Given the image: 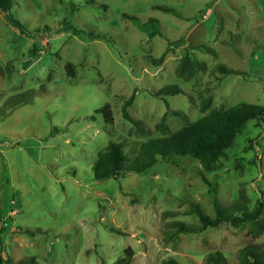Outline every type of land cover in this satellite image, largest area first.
<instances>
[{
	"label": "rangeland",
	"instance_id": "rangeland-1",
	"mask_svg": "<svg viewBox=\"0 0 264 264\" xmlns=\"http://www.w3.org/2000/svg\"><path fill=\"white\" fill-rule=\"evenodd\" d=\"M166 7L175 13L157 8ZM21 35L0 13V219L7 226L3 259L37 264H114L132 248L131 264H206L222 252L238 264L246 245L264 242L224 224L163 241L165 223L198 224L187 215L196 202L214 216L210 187L198 161L178 167L160 161L144 174L92 181L97 154L120 142L133 161L143 143L171 133L185 120L239 103L264 105V0H15ZM158 21L163 37H151ZM184 38V45H168ZM202 46L206 50L193 49ZM190 51L205 64L192 79L176 69ZM166 54L162 63L159 58ZM74 66L68 79L65 67ZM239 74L224 75L218 66ZM177 85L183 94L155 93ZM134 125L125 120L124 103ZM110 106L112 122L96 111ZM218 199L253 208L264 198V122L250 121L216 169L204 173ZM4 229V231H2ZM27 229L38 233L31 237ZM121 232V234L119 233Z\"/></svg>",
	"mask_w": 264,
	"mask_h": 264
},
{
	"label": "trees",
	"instance_id": "trees-1",
	"mask_svg": "<svg viewBox=\"0 0 264 264\" xmlns=\"http://www.w3.org/2000/svg\"><path fill=\"white\" fill-rule=\"evenodd\" d=\"M15 0H0V13L6 17L10 24L23 36L30 37L31 31L27 26L13 16ZM166 13H175L170 8H157ZM155 25L151 37L163 35L159 32L158 21L150 20ZM168 45L179 48L184 45V38L176 42H169ZM193 49L206 50L202 46ZM166 57L163 54L158 63H162ZM205 64L191 56L190 51H186L181 59L176 73L180 78L187 80L192 79L196 74L205 70ZM218 71L224 75L239 74L238 71L227 68L224 65L218 66ZM67 78L73 79L75 72L74 66L67 64L65 67ZM183 94V90L177 85H168L155 93L156 97L163 98L167 112L179 115L178 112H172L166 97ZM135 94H133L123 105L122 113L125 120L134 125L138 122L131 118L127 108L133 104ZM210 101L203 102L201 112L204 115L195 122L190 123L185 120L184 126L171 133L165 124V116L157 125L161 137L151 139L143 143L140 147L137 157L130 161L123 152V146L120 142L110 141L105 150L97 154L96 161L92 168V181L100 182L108 179L124 178L131 174H144L153 168L160 161L178 167L185 159H193L200 163L201 168L197 169V174L210 187L212 194V209L214 216L206 214L196 202H191L187 215H195L198 224L191 225L186 222L174 220L165 223L163 241L165 243L175 244L180 235L198 234L209 228H217L227 224L238 230H247L248 235L252 238H259L264 234V198H260L253 208H250L244 200L236 199L228 205H222L218 199L217 187L215 184L208 182L204 173L212 172L216 169L226 152L234 145L237 136L245 129L246 125L253 120L264 122V105H252L249 103H239L229 109H210ZM101 114L106 123H111L113 116L110 106L96 111ZM4 231V229H2ZM23 233L28 236H35L43 233L42 230L35 231L24 229ZM121 234V232H119ZM3 236L0 234V264H37L35 258L27 260L14 261L11 257L6 256L3 259ZM134 257L132 248L124 251L123 257L119 258L114 264H131ZM206 264H228L222 252L216 251L205 256ZM163 264H178L172 258L163 261ZM238 264H264V242L259 245H246L238 253Z\"/></svg>",
	"mask_w": 264,
	"mask_h": 264
},
{
	"label": "built area",
	"instance_id": "built-area-1",
	"mask_svg": "<svg viewBox=\"0 0 264 264\" xmlns=\"http://www.w3.org/2000/svg\"><path fill=\"white\" fill-rule=\"evenodd\" d=\"M4 226H7V224L6 223H3V221L0 219V228H2Z\"/></svg>",
	"mask_w": 264,
	"mask_h": 264
}]
</instances>
